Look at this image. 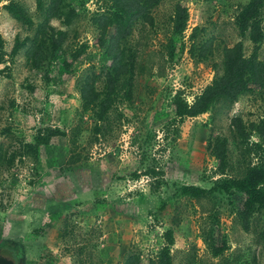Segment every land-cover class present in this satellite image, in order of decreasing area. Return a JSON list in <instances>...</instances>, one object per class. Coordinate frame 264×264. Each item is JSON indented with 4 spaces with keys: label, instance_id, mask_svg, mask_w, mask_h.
<instances>
[{
    "label": "rangeland",
    "instance_id": "374dc122",
    "mask_svg": "<svg viewBox=\"0 0 264 264\" xmlns=\"http://www.w3.org/2000/svg\"><path fill=\"white\" fill-rule=\"evenodd\" d=\"M177 1L160 0L151 10L152 25L136 22L122 41L132 64L130 81L118 83L106 118L95 124L77 91L86 74L107 62L92 47L97 32L91 18L106 12L109 0H63L64 15L49 21L66 32L65 54L86 46L63 83H46L42 72L30 71L23 48L11 54L14 42L31 38L40 20L35 0H0V240L20 242L23 264H122L128 255L138 256L139 264H158L168 230L171 264H264L257 236L264 210L253 214L245 232L227 194L193 199L178 192L183 185L209 189L257 164L252 143L242 145L229 123L233 117L245 126L264 122V88L235 102L218 100L192 118H176L171 107L175 95L189 104L221 74L222 47L241 41L245 54L252 51L235 26L250 0H185L186 26L174 34ZM9 3L22 7L33 25L15 21L4 9ZM69 9L74 15L65 25ZM257 20V55L264 62V0ZM207 39L211 58H190V44ZM102 79L94 84L97 91ZM37 130L59 135L27 153L24 144ZM223 138L227 165L219 174L206 145ZM209 227L227 242L218 257L201 239Z\"/></svg>",
    "mask_w": 264,
    "mask_h": 264
},
{
    "label": "trees",
    "instance_id": "16d2710c",
    "mask_svg": "<svg viewBox=\"0 0 264 264\" xmlns=\"http://www.w3.org/2000/svg\"><path fill=\"white\" fill-rule=\"evenodd\" d=\"M160 0H109L106 12L91 18V24L97 34L92 47L99 50L107 59L103 68L95 69L86 74L79 86L78 97L82 110L89 112L95 124L104 121L111 107L112 98L118 83L130 81L132 64L124 54L122 41L130 35L136 22L152 25L151 10ZM40 20L33 29L31 38L14 42L11 54L23 48V56L30 71L42 72V79L46 82L57 81L63 83L70 79L71 67L85 55V45H80L69 53L62 50V43L66 39L64 30L55 29L49 24L52 19H59L64 15L63 0H48L43 6L42 0H35ZM262 0H250L238 12L235 26L240 38L246 36L254 45L249 54L244 53L241 41L230 47H222L221 74L214 78L192 101L187 104L179 95L171 101L172 113L178 119L196 117L206 112L218 100L235 102L237 98L247 92H258L264 88V62L258 59L257 44L262 39V32L257 20ZM7 13L24 26H32L33 22L25 10L15 4L4 6ZM74 15L68 10L63 23L67 25ZM187 11L185 0L177 1L172 15V32L180 34L185 29ZM193 29L190 38L194 36ZM0 38V56L2 52ZM213 47L210 39L200 43H191L188 49L190 58L197 62L210 59ZM104 70V71H103ZM103 71V72H102ZM103 76L102 88L97 91L95 82ZM29 89H33L28 86ZM128 98V97H127ZM126 98V99H127ZM235 137L242 145L247 141L252 144L253 154L257 156V164L248 167L239 178H223L212 183L209 189L198 188L193 185H183L178 188L179 194L193 199L206 197L211 193L227 194L232 201L233 212L237 223L243 231H249L250 221L256 211L264 210V145L250 140L253 133L255 139L264 141V122L244 125L240 117H233L229 123ZM96 131V130H95ZM37 130L28 143L24 144L27 153H36L39 147L47 146L56 132L43 136ZM249 139V140H248ZM209 155L213 158L216 171L223 174L226 169L227 148L226 140L215 139L206 145ZM258 239L264 246V226L258 231ZM166 245L158 253V264H171L168 245H171V231L165 233ZM201 239L211 257L220 256L227 249V242L223 235L215 234L212 227L201 231ZM0 256L17 263L23 261V248L19 241L0 240ZM122 264H139L136 255H128Z\"/></svg>",
    "mask_w": 264,
    "mask_h": 264
},
{
    "label": "water",
    "instance_id": "95a60500",
    "mask_svg": "<svg viewBox=\"0 0 264 264\" xmlns=\"http://www.w3.org/2000/svg\"><path fill=\"white\" fill-rule=\"evenodd\" d=\"M0 264H23V263H22V260L21 259H19L17 261V263H15V262H13L10 259H7L5 257L0 256Z\"/></svg>",
    "mask_w": 264,
    "mask_h": 264
}]
</instances>
